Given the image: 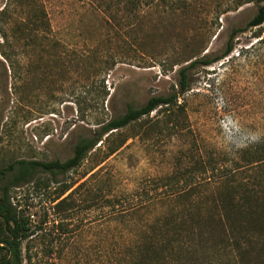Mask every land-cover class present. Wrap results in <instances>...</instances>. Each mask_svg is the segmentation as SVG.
<instances>
[{
  "label": "rangeland",
  "instance_id": "rangeland-1",
  "mask_svg": "<svg viewBox=\"0 0 264 264\" xmlns=\"http://www.w3.org/2000/svg\"><path fill=\"white\" fill-rule=\"evenodd\" d=\"M259 4L0 0V168L17 159L63 161L79 137L127 106L177 91L179 70L220 55ZM231 43L226 56L186 71L189 88L175 104L104 134L64 174L40 172L10 189L32 227L23 264H128L177 192L193 191L185 203L208 205L218 175L252 159L264 141V22ZM188 242L189 256L207 259L197 264H233L227 250L217 263L215 251L205 256L202 234Z\"/></svg>",
  "mask_w": 264,
  "mask_h": 264
},
{
  "label": "trees",
  "instance_id": "trees-1",
  "mask_svg": "<svg viewBox=\"0 0 264 264\" xmlns=\"http://www.w3.org/2000/svg\"><path fill=\"white\" fill-rule=\"evenodd\" d=\"M259 1L256 12L246 25L231 31L220 55H203L179 70L177 91L167 96H151L138 107L127 106L123 113L110 117L93 135L79 137L74 143L72 155L63 161L17 159L0 168V264H23L21 245L32 234L28 218L11 201L10 189L34 182L40 172L64 174L80 165L104 134L139 120L159 106L175 104L177 97L189 88L186 71L190 67L198 62L207 65L226 56L238 32L264 22V0ZM123 142L112 146L109 153ZM253 148L254 156L247 159L244 166H235L218 175L208 205H202V202L185 203L184 200L190 199L193 191L177 192L175 203L168 208L167 214L151 222L149 234L131 248L128 264H197L204 255L189 256L186 248L190 245L188 239L200 234L205 238V256L209 254L212 257L216 252L215 263L220 262L222 252L227 250L232 255L233 264H264V141L256 143ZM240 170L249 173L237 177ZM67 190L63 187L59 197ZM65 197L58 200L55 206L60 205ZM199 213L202 214L197 217Z\"/></svg>",
  "mask_w": 264,
  "mask_h": 264
}]
</instances>
